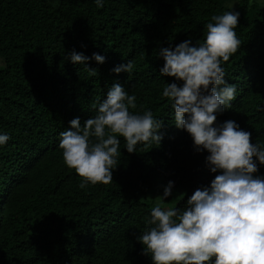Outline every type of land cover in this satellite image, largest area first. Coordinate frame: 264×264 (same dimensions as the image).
<instances>
[{"label":"trees","instance_id":"trees-1","mask_svg":"<svg viewBox=\"0 0 264 264\" xmlns=\"http://www.w3.org/2000/svg\"><path fill=\"white\" fill-rule=\"evenodd\" d=\"M0 0V264H151L136 237L150 225L151 208L173 181L162 208L183 207L216 173L188 133L175 127L171 102L162 97L160 47L189 38L202 42L213 15L239 11L240 48L222 62L236 85L231 107L217 122L235 121L264 147V0ZM233 6V7H232ZM97 75L67 59L70 51ZM131 61L132 72L112 69ZM113 83L135 95L142 114L162 120L159 144L138 143L121 155L112 182L87 183L67 167L59 133L69 121L96 114ZM255 175L264 176V166ZM214 259V257L212 258ZM210 264V262H209Z\"/></svg>","mask_w":264,"mask_h":264},{"label":"clouds","instance_id":"clouds-1","mask_svg":"<svg viewBox=\"0 0 264 264\" xmlns=\"http://www.w3.org/2000/svg\"><path fill=\"white\" fill-rule=\"evenodd\" d=\"M94 3L100 8L104 0ZM239 16L235 10L213 15L202 42L187 38L158 50L163 60L160 76L173 78L161 93L171 102L173 124L190 135L197 153H208L206 167L216 175L207 186L197 187L182 208L160 206L172 194L173 181L163 186L146 221L150 227L136 237L151 264H264V176L255 175L264 166V147L250 142L252 134L235 121L217 122L236 98V85L225 80L222 62L240 48L235 32ZM67 59L95 77L97 71L89 69L87 61L100 64L105 57L73 50ZM133 68L127 61L112 71L130 73ZM135 100L134 94L113 83L94 116L83 123L73 118L59 133L64 163L82 178L80 188L112 182L121 155L120 137L130 154L138 143L161 141L162 120L150 110L130 111L136 108ZM9 139L6 132L0 133V146Z\"/></svg>","mask_w":264,"mask_h":264},{"label":"rangeland","instance_id":"rangeland-1","mask_svg":"<svg viewBox=\"0 0 264 264\" xmlns=\"http://www.w3.org/2000/svg\"><path fill=\"white\" fill-rule=\"evenodd\" d=\"M49 1H52V0H49ZM236 1H238V0H229L228 2H229L230 5H232V4H234ZM260 1H261V0H260ZM3 67H4V63H3V61H2V59H1V57H0V69L3 68Z\"/></svg>","mask_w":264,"mask_h":264}]
</instances>
